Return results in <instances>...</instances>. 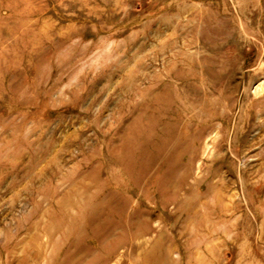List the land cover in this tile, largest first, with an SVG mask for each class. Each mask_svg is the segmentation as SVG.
I'll return each mask as SVG.
<instances>
[{"label":"rangeland","instance_id":"1","mask_svg":"<svg viewBox=\"0 0 264 264\" xmlns=\"http://www.w3.org/2000/svg\"><path fill=\"white\" fill-rule=\"evenodd\" d=\"M0 264H264V0H0Z\"/></svg>","mask_w":264,"mask_h":264},{"label":"bare ground","instance_id":"2","mask_svg":"<svg viewBox=\"0 0 264 264\" xmlns=\"http://www.w3.org/2000/svg\"><path fill=\"white\" fill-rule=\"evenodd\" d=\"M203 107H204V105H203ZM201 113V112H200Z\"/></svg>","mask_w":264,"mask_h":264}]
</instances>
